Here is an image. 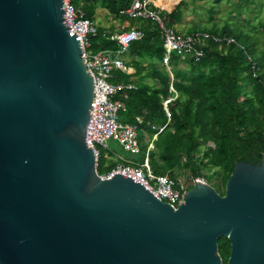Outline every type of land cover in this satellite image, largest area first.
Masks as SVG:
<instances>
[{
  "label": "water",
  "instance_id": "95a60500",
  "mask_svg": "<svg viewBox=\"0 0 264 264\" xmlns=\"http://www.w3.org/2000/svg\"><path fill=\"white\" fill-rule=\"evenodd\" d=\"M62 0H0V264H264V157L173 209L101 179L86 141L93 80Z\"/></svg>",
  "mask_w": 264,
  "mask_h": 264
},
{
  "label": "trees",
  "instance_id": "16d2710c",
  "mask_svg": "<svg viewBox=\"0 0 264 264\" xmlns=\"http://www.w3.org/2000/svg\"><path fill=\"white\" fill-rule=\"evenodd\" d=\"M97 1L122 22H138V28L144 32L142 40L130 45L129 54L132 60L134 56L139 59L137 65L142 60L150 61L147 65L155 74L157 83L152 87L140 84L132 81L131 75L118 71L116 80L134 84L136 89L121 92L115 99L125 105V111L119 113L122 122L138 124L137 118H141L142 122L138 124L139 140L143 131H147L150 136L157 132L152 130V126L164 127L157 134L156 150L150 154L153 173L168 175L177 181L172 175L181 166L188 167L193 178L201 176L203 169L217 168L221 173L222 190L213 188L223 195L225 184L237 162L254 164L261 162L264 157V23L259 24L263 36L261 46L258 45V39L227 26L209 30L192 28L188 33L202 31L222 40L209 38L202 47L204 56L199 61L192 59L183 63V67H180L178 57L172 55L171 80L165 68L159 64L164 49L155 24L120 16L119 11L129 7L131 0ZM210 1L217 4L222 0ZM245 1L248 0H239L237 6ZM87 4L90 2L84 1L82 5L85 14ZM179 12L177 7L167 14L168 25H174L173 22L179 19ZM91 16L92 12L86 14L88 19ZM111 35L104 38L99 29L92 38L93 51L117 49L118 45L111 40ZM225 38L233 42L226 43ZM171 83L178 96L169 106V126L166 125L167 117L162 102L170 96ZM207 143L213 146H206L203 150L202 145ZM142 146L143 155L147 146ZM182 158H185V163ZM118 163L106 166L100 159L97 173L103 175ZM229 250L227 238L220 237L218 253L222 264H227Z\"/></svg>",
  "mask_w": 264,
  "mask_h": 264
},
{
  "label": "built area",
  "instance_id": "2783aa9c",
  "mask_svg": "<svg viewBox=\"0 0 264 264\" xmlns=\"http://www.w3.org/2000/svg\"><path fill=\"white\" fill-rule=\"evenodd\" d=\"M62 1L63 24L69 35H77L75 38L81 47L80 58L86 66V72L93 80L92 107L86 126V141L94 155L97 172L101 159V149H107V142L110 140L117 141L125 151L133 154L141 153L138 124H128L120 120L119 113L125 111V105L115 97L121 92L136 89L132 84L117 81L116 72L128 73L129 68L125 63L124 56L129 52V47L133 42L143 39L144 32L139 28L131 27L112 34L110 38L116 42L118 48L95 52L92 49V38L97 35L98 28L91 19L86 17L82 5L84 1L94 2L96 0ZM159 8L157 0H131L129 7L120 10L119 15L135 20L151 21L155 24L159 30L164 49L161 65L172 79L173 74L170 70L172 55L178 57L179 64L192 59L199 61L204 56L202 47L209 38L215 41L222 39L202 31L181 32L175 25H168V20L161 15ZM224 40L226 43L233 42L232 39L225 38ZM169 92L170 96L162 102V108L167 117L166 125L171 121L169 106L178 96L172 83ZM137 122L140 123L141 121L137 118ZM163 128L157 132H161ZM154 139L156 137L148 143L140 162H122L120 160L121 163H118L111 171L103 175L97 174L101 179L110 178L115 173L130 177L149 190L157 199L176 209L182 202L183 193L188 188L168 175H155L153 173L150 154L154 150L152 141ZM200 182L205 183L204 181Z\"/></svg>",
  "mask_w": 264,
  "mask_h": 264
},
{
  "label": "rangeland",
  "instance_id": "374dc122",
  "mask_svg": "<svg viewBox=\"0 0 264 264\" xmlns=\"http://www.w3.org/2000/svg\"><path fill=\"white\" fill-rule=\"evenodd\" d=\"M98 3L100 2L98 1ZM157 3L159 4L158 8L160 7L161 15L166 19L167 14L179 7V19L175 20L173 24L181 32H189L192 28L209 30L213 28L223 29L227 26L258 39V45L261 46L263 36H261L259 24L264 23V0H248L247 2H242L240 6H237L239 0H222L217 4L210 0H158ZM109 15L111 14L104 13V15L100 16V20L106 23L112 18L114 26H111V30L120 29L119 31H122L127 28L120 18ZM136 23L138 24L137 27H139V23ZM97 24L99 25L100 23ZM180 67H182V64ZM160 128H157V130ZM155 140H152L154 145ZM150 141L151 139L148 140L145 137L139 140L140 145L143 146H147ZM206 146L213 145L207 143L204 146L202 145V149L204 150ZM154 150H156L155 147ZM142 156V153L133 154L125 151L117 141L113 140L107 142V149H101V162L102 164L105 163L106 166H110L114 162L121 163L120 160L122 162H140ZM181 160L183 163L186 162L185 158ZM172 177L177 179L184 187L187 186L188 189L196 180H199L222 190L221 173L218 172L217 168L203 169L201 176L193 178L191 170L186 166H181L175 169Z\"/></svg>",
  "mask_w": 264,
  "mask_h": 264
},
{
  "label": "crops",
  "instance_id": "0c3cea01",
  "mask_svg": "<svg viewBox=\"0 0 264 264\" xmlns=\"http://www.w3.org/2000/svg\"><path fill=\"white\" fill-rule=\"evenodd\" d=\"M97 1V0H96ZM90 2V4H87V8H86V14L91 13L92 12V16H91V20L95 23V25L97 26L98 30H102V36L104 38H106L107 36H109V34H114V32H120V29H113L111 30V26H114V20H112V18L109 19V21H107L106 23H103L100 20V16L104 15V13H108L107 9L102 7L100 3H98V1L96 2ZM111 16V15H109ZM97 23H100L99 25ZM124 24L127 28H125L124 30H127L131 27L134 28H138V24L136 22L134 23H130L128 21H124ZM134 60H132L131 55L129 54V52L127 54H125L124 56V60L125 63H127L126 65L128 66L129 70H128V75H131L132 81L138 82L140 84H144V85H149V86H153L156 85L157 81L154 78L155 74L152 73L151 70H149L148 67V63H150V61L148 59H146V61H141L139 65H137V61H139V59L134 56L133 57ZM136 62V64H134ZM161 66V62L159 63ZM183 67V65H182ZM124 73V72H123ZM172 80V79H171ZM134 85V84H132ZM135 86V85H134ZM138 119L141 121V118L138 117ZM142 122V121H141ZM140 122V123H141ZM139 124V123H138ZM167 124V122H166ZM170 124V123H169ZM152 130H157L156 127L152 126ZM138 132H139V126H138ZM157 134L158 132L152 134V136H150V134L147 131H143V135L142 138H146L148 140L152 139V138H157Z\"/></svg>",
  "mask_w": 264,
  "mask_h": 264
},
{
  "label": "flooded vegetation",
  "instance_id": "af4514ba",
  "mask_svg": "<svg viewBox=\"0 0 264 264\" xmlns=\"http://www.w3.org/2000/svg\"><path fill=\"white\" fill-rule=\"evenodd\" d=\"M230 251V250H229ZM228 257H229V255H228Z\"/></svg>",
  "mask_w": 264,
  "mask_h": 264
},
{
  "label": "bare ground",
  "instance_id": "6f19581e",
  "mask_svg": "<svg viewBox=\"0 0 264 264\" xmlns=\"http://www.w3.org/2000/svg\"><path fill=\"white\" fill-rule=\"evenodd\" d=\"M158 1V0H157Z\"/></svg>",
  "mask_w": 264,
  "mask_h": 264
}]
</instances>
